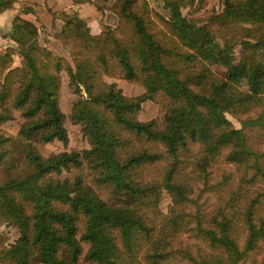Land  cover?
<instances>
[{
	"label": "trees",
	"instance_id": "obj_1",
	"mask_svg": "<svg viewBox=\"0 0 264 264\" xmlns=\"http://www.w3.org/2000/svg\"><path fill=\"white\" fill-rule=\"evenodd\" d=\"M16 1L0 0V11ZM193 1L162 0L168 19L157 31L145 0H114L118 25L97 33L76 11L65 14L53 37L70 61L39 43L32 22L12 17L7 38L23 61L11 66L9 48L0 54V124L13 109L22 121L15 134L0 130V221L18 234L6 245L0 235V264H264L256 258L264 252V148L243 130L264 114V0H219L221 11L198 22L180 12ZM62 69L69 87L83 88L70 118L88 145L44 155L37 143L67 144ZM102 75L143 90L126 95ZM157 97L162 121L138 119L140 103ZM257 105L238 127L225 116ZM217 161L229 167L212 179ZM155 164L157 175L143 174ZM198 180L211 195L207 210L191 201ZM184 232L202 247L174 245ZM80 240L88 243L81 260Z\"/></svg>",
	"mask_w": 264,
	"mask_h": 264
},
{
	"label": "rangeland",
	"instance_id": "obj_2",
	"mask_svg": "<svg viewBox=\"0 0 264 264\" xmlns=\"http://www.w3.org/2000/svg\"><path fill=\"white\" fill-rule=\"evenodd\" d=\"M89 1L93 3L95 7L99 10L101 29L104 28V26H109L111 28H114L118 25V21H119L118 17L109 8L114 0H89ZM145 2L147 4V9L149 10L148 16L153 21V30L155 31L159 29L161 30L163 25L161 18L165 20L168 19V11L166 8L163 7L162 0H145ZM221 9H222V4L219 0H194L191 4L182 6L180 8V12L187 20H194L198 22L204 20L207 21L209 16H211L212 14L219 13ZM71 12L72 11H70L67 15H69ZM60 16L64 17L65 16L64 12H62ZM211 29L216 33V35L224 34L220 31V28L216 25L211 26ZM57 30L58 29L53 30L47 35H49L53 39L54 38L53 34H55ZM7 33H5L4 36L0 35V37L1 36L4 38L7 37ZM55 40L56 42L49 41L46 43L45 36H42L41 32L39 31L38 41L40 44L44 45L52 53L56 55H61L65 57L68 61H70V56L67 48H65L60 43V41H58L57 39ZM9 42L10 43L6 44L3 48L0 47V54L3 53L6 48L11 49V54H10L11 66L20 65L23 61V57L16 52V46L14 41L10 40ZM242 52H243L242 48L240 47L239 44L233 45L234 56L239 57ZM210 67L217 74L219 75L223 74V68L218 67L214 64H211ZM59 74H60V86L58 91V105L61 111L63 112L62 122L67 132V144L63 146L58 140H52L46 143H37L36 146L38 150L44 155L49 152L58 151L64 148L65 149L82 148V147H87L88 145L85 136L81 132L80 124L73 122L70 118L71 105L76 99V97L80 95V93L84 94L83 88L81 85H79L77 89L75 90L72 89L67 85V75L65 71L62 69L59 71ZM102 78L106 82H114L118 87H120L121 91L126 95H135L143 90L142 85L139 84L138 82L126 80L121 76L102 75ZM157 99L161 100V102L153 99L143 100L140 103V108L137 112V118L140 120H146L155 117L161 122L163 118V113L165 111V105L160 97H157ZM261 110L262 107L257 105L256 107L251 108V110L245 113L237 114V113L225 112V116L234 127H238L240 126L239 119L245 117H256ZM259 119L261 120V124L255 123L254 125H246L243 130L246 134L247 139L255 148L263 149L264 128L262 127V125L264 122V114L260 116ZM21 121H22V116L20 115V112L17 109H13L12 117L0 124V130L8 134H15ZM228 167L229 166L224 164L223 162L217 161L215 164H213L211 169H209V172L207 173L208 177H211L212 179H217L219 177V173L222 170H226ZM160 170H161V165L155 164L146 167L144 169L143 174L146 175L147 177L155 176L159 173ZM62 174L65 175L66 173L62 172ZM202 186L203 183L201 180H198L197 183L195 181V184L191 186L190 197H191V201H193V198L196 199L197 204L202 210H207L211 207L212 204L210 201L211 195L210 192H208L207 190L200 191V187ZM169 202H170L169 196L164 190H162L161 198L158 202L159 209L162 212H165ZM194 203L196 204V202ZM17 234H18V229L14 224L6 221H0V235L3 237V244L6 245L12 242L14 238L17 236ZM79 242L81 245L79 260H81L88 246V243L83 240H80ZM173 244L180 246H187L191 250H194L197 247H202V244L199 243L197 239H194V237L188 234L187 232L179 234L173 241ZM256 258L261 259L262 262H264V252L258 253ZM133 264H142V263L137 262Z\"/></svg>",
	"mask_w": 264,
	"mask_h": 264
},
{
	"label": "crops",
	"instance_id": "obj_3",
	"mask_svg": "<svg viewBox=\"0 0 264 264\" xmlns=\"http://www.w3.org/2000/svg\"><path fill=\"white\" fill-rule=\"evenodd\" d=\"M76 11L78 16L84 20L92 33L100 29V13L90 1L72 4L71 0H17L9 8L0 11V35L9 31L10 22L13 16L17 15L32 22L42 36H45L46 43L56 40L48 33L59 28L62 12L68 14ZM7 37H0V47L9 44Z\"/></svg>",
	"mask_w": 264,
	"mask_h": 264
}]
</instances>
